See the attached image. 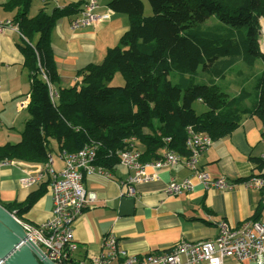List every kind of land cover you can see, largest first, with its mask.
<instances>
[{"label":"trees","instance_id":"trees-1","mask_svg":"<svg viewBox=\"0 0 264 264\" xmlns=\"http://www.w3.org/2000/svg\"><path fill=\"white\" fill-rule=\"evenodd\" d=\"M32 1L8 0L2 5L13 12L11 21L23 36L17 46L30 85L21 138L1 144L0 159L43 163L53 151L52 142L67 153L94 144L95 164L109 170L119 163V152L136 148L137 142L145 162L160 159L163 148L187 155V126L213 140L232 133L244 115L257 116L264 126V69L255 81L257 98L250 103L251 93L244 87L228 97L216 82L238 61L252 66L256 58L264 60L259 44L264 0H148L150 15H144L142 0H109L112 11L128 17V29L99 63L78 69L80 82L59 88L54 101L49 85L59 82V71L52 31L59 18L77 16L87 1L51 12L40 9L30 16ZM200 65L207 82L193 80ZM118 72L124 84L110 85ZM196 100L207 110L197 113L192 106ZM256 162L264 170V160ZM46 184L39 183L22 201L0 204L21 220ZM260 216L258 207L251 219Z\"/></svg>","mask_w":264,"mask_h":264},{"label":"crops","instance_id":"crops-1","mask_svg":"<svg viewBox=\"0 0 264 264\" xmlns=\"http://www.w3.org/2000/svg\"><path fill=\"white\" fill-rule=\"evenodd\" d=\"M7 1L0 0V20L13 16V12L2 8ZM76 1L80 0H35L31 3L29 15H34L40 9L51 12L54 7L60 8ZM96 1L97 13H109L103 21L94 26L73 28L71 22L75 16H65L59 18L53 28L51 42L59 71V82L53 86L56 90L80 82L78 69L88 63H99L107 49L116 45L128 29L129 21L125 14L110 11L109 0ZM22 37L17 30L9 27L0 33V145L13 143L8 140L11 133L16 134L12 139L18 134L14 143L18 142L28 118L26 107L18 108L20 101L28 104L30 85L29 73L23 67L24 58L17 46ZM4 126L15 130L4 131ZM262 129L263 124L257 116L244 115L232 133L213 140L200 154L198 168L212 178L226 177L231 182H237L231 190L204 188L195 179L193 171L178 163L156 169V178L137 184L132 214L120 215L118 203L122 198L121 181L126 179L130 171L118 163L109 170L105 168L110 176L96 173L84 175V187L94 190L97 200L86 206L72 223L78 255L99 253L102 249L101 237L109 232L119 239L128 254L144 256L152 252L169 251L180 241L213 238L218 233L217 222L221 219L231 224L251 219L259 207V192L254 188L243 187L240 181L261 171L257 168L256 160L261 158L263 152ZM136 148L143 150V146L142 149ZM165 150L160 149V154ZM56 157L54 159L53 155L52 166L59 171L64 164L59 150ZM22 166L12 164L0 167V200L22 201L39 183H47L44 194L22 216L24 222L38 225L52 217L48 179L46 176L38 183L23 187L18 181L24 175ZM147 171L153 169L148 167ZM184 178L192 179L191 190H183L176 195L165 193V185L170 180L181 181ZM224 264L254 263L226 259Z\"/></svg>","mask_w":264,"mask_h":264},{"label":"built area","instance_id":"built-area-1","mask_svg":"<svg viewBox=\"0 0 264 264\" xmlns=\"http://www.w3.org/2000/svg\"><path fill=\"white\" fill-rule=\"evenodd\" d=\"M47 1V0H42ZM96 0H87L78 16L72 20L73 28L94 26L109 16V13L96 12ZM112 11V10H110ZM11 19L0 20V33L5 28H14ZM264 53V46H262ZM45 77V76H44ZM46 78V77H45ZM49 96L55 100L58 92L49 85ZM29 98V94L27 96ZM27 106L20 101L19 109ZM213 142L211 136L203 131H197L187 126L185 146L187 155L166 149L160 159L142 161L140 151L136 148L119 152V163L130 172L121 181V197H133L135 186L157 177L156 169L171 167L182 163L193 171L194 177L206 189L231 190L238 183L229 181L226 177H210L208 173L198 168L200 154ZM264 160V126L262 129ZM97 147L87 144L80 150L67 153L60 152L63 166L59 171L53 168L52 152L47 154L43 163H28L8 158L0 159V167L6 165H23L24 175L19 178V184L28 187L38 183L46 176L48 191L52 201V217L38 225L21 221L28 238L37 245L48 259L56 264H224L226 259L238 261L248 260L254 264H264V170L246 176L240 184L245 188H254L259 192V207L261 216L257 219H246L238 224H231L225 219L217 222L218 233L215 237L199 241H180L169 251L152 252L144 256L131 255L121 246L119 239L111 232L101 237V250L96 254L78 255L77 244L73 235V221L83 209L97 200V194L83 185V176L99 174L110 176L102 166L95 164ZM151 167L153 171L148 172ZM193 187L191 178L181 181L170 180L164 188L169 195L189 191Z\"/></svg>","mask_w":264,"mask_h":264},{"label":"rangeland","instance_id":"rangeland-1","mask_svg":"<svg viewBox=\"0 0 264 264\" xmlns=\"http://www.w3.org/2000/svg\"><path fill=\"white\" fill-rule=\"evenodd\" d=\"M35 1V0H33ZM42 1V0H41ZM48 1V0H47ZM46 2V1H43ZM144 5V15H150L152 13L151 6L148 2V0H142ZM33 3V2H32ZM31 12V10H30ZM78 16V15H77ZM77 16H75L73 19H75ZM72 19V20H73ZM211 20V19H210ZM208 21L207 23L213 22V20ZM264 17L260 19V39L259 44L262 51V46H264V25H263ZM13 29L17 30L19 32L18 26L14 27ZM19 34L22 36V34L19 32ZM264 69V60L262 58H256L254 61V64L252 66H248L242 61H238L235 63V65L227 72V75L223 79L216 80L219 87L224 91L225 95L228 97H232L236 95L239 90L244 87L247 91L251 93L249 103L252 102L257 98V90L255 89V81L260 72ZM170 78L173 82L176 81L177 77L175 74H171ZM208 75L204 72L202 65H200L197 69V73L195 76H193L194 82H207L208 81ZM124 84V80L122 75L118 72L113 77L112 81L110 82V85L112 86H122ZM247 100V101H248ZM193 108L197 113L203 112L207 110V106L198 100H196L193 103ZM19 128V127H18ZM15 130L14 128H10L9 126H4L3 130ZM17 131V129H16ZM5 135V134H3ZM16 134L11 133L10 139L13 143L17 140V137L12 139ZM138 148L142 149V145L140 143H137L136 145ZM58 154V148L56 143L53 142V151L52 155H54V159L57 158ZM57 163V162H56ZM21 221H24L21 219Z\"/></svg>","mask_w":264,"mask_h":264},{"label":"water","instance_id":"water-1","mask_svg":"<svg viewBox=\"0 0 264 264\" xmlns=\"http://www.w3.org/2000/svg\"><path fill=\"white\" fill-rule=\"evenodd\" d=\"M118 206V214H132L134 198L122 197ZM0 264H56L28 238L14 213L6 210L1 204Z\"/></svg>","mask_w":264,"mask_h":264},{"label":"bare ground","instance_id":"bare-ground-1","mask_svg":"<svg viewBox=\"0 0 264 264\" xmlns=\"http://www.w3.org/2000/svg\"><path fill=\"white\" fill-rule=\"evenodd\" d=\"M263 25H264V20H263Z\"/></svg>","mask_w":264,"mask_h":264}]
</instances>
